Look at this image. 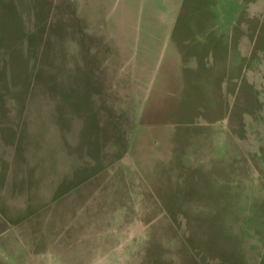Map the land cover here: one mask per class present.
<instances>
[{
    "label": "rangeland",
    "instance_id": "obj_1",
    "mask_svg": "<svg viewBox=\"0 0 264 264\" xmlns=\"http://www.w3.org/2000/svg\"><path fill=\"white\" fill-rule=\"evenodd\" d=\"M0 264H264V0H0Z\"/></svg>",
    "mask_w": 264,
    "mask_h": 264
}]
</instances>
